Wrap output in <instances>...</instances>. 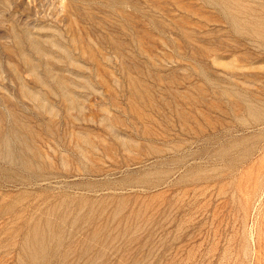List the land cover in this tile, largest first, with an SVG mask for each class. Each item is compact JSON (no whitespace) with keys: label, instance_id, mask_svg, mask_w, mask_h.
Masks as SVG:
<instances>
[{"label":"rangeland","instance_id":"rangeland-1","mask_svg":"<svg viewBox=\"0 0 264 264\" xmlns=\"http://www.w3.org/2000/svg\"><path fill=\"white\" fill-rule=\"evenodd\" d=\"M0 264H264V0H0Z\"/></svg>","mask_w":264,"mask_h":264}]
</instances>
